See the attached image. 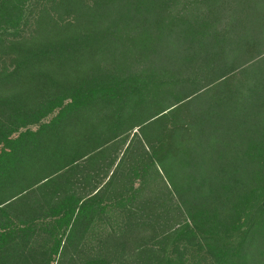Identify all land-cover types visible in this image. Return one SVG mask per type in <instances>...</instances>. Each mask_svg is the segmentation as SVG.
<instances>
[{"label":"trees","instance_id":"1","mask_svg":"<svg viewBox=\"0 0 264 264\" xmlns=\"http://www.w3.org/2000/svg\"><path fill=\"white\" fill-rule=\"evenodd\" d=\"M0 264H264V0H0Z\"/></svg>","mask_w":264,"mask_h":264}]
</instances>
